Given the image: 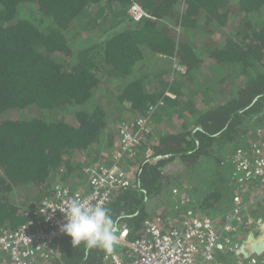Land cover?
<instances>
[{
	"label": "trees",
	"instance_id": "16d2710c",
	"mask_svg": "<svg viewBox=\"0 0 264 264\" xmlns=\"http://www.w3.org/2000/svg\"><path fill=\"white\" fill-rule=\"evenodd\" d=\"M134 3L148 16L133 19ZM229 19L236 25L227 33ZM148 56L175 61V79L166 66L145 68ZM159 102L156 131L172 115L185 121L180 131L146 135L140 148L152 154L136 171L140 183L107 208L129 241L142 236L153 215L148 200L172 178L181 176L178 185L185 178L192 197L198 194L203 157L221 170L207 183L212 191L191 206L208 215L231 207L232 149L249 150L264 123V0H0V229L27 222L58 182H88L90 167L118 142L116 125ZM177 159L183 171L168 176L165 168ZM240 194L256 195L251 188ZM253 212L263 215L264 201ZM57 245L51 264H107V255H128L120 244L111 251L74 247L66 234Z\"/></svg>",
	"mask_w": 264,
	"mask_h": 264
},
{
	"label": "built area",
	"instance_id": "2783aa9c",
	"mask_svg": "<svg viewBox=\"0 0 264 264\" xmlns=\"http://www.w3.org/2000/svg\"><path fill=\"white\" fill-rule=\"evenodd\" d=\"M129 15L136 21L148 16L137 3L130 7ZM166 95L176 97L169 91ZM160 104L163 103L152 104L144 114L133 120H122L117 125L116 149L109 157L106 155L102 163L90 167L87 189L58 182L54 194L43 198L37 208L29 211L27 222L15 230L0 229V264H51L58 256L57 242L65 235L61 231L65 220L56 209L64 206L63 200L67 198L62 200L57 193L66 190L69 197L78 196L82 201L100 204L107 209L119 192L135 187L137 184L133 179L137 177L125 163L137 155L145 136L151 131L153 116ZM249 150L238 148L233 152L236 168L232 181L243 192L251 188L256 195L247 198L236 193L230 211L220 216L195 211L190 197H181L179 201L176 198V208L181 207V213L175 222L168 219L161 223L157 218H149L145 221L142 236L134 241L127 239L129 230L124 229L117 234V243L127 247L128 255L123 252L107 255L106 263L239 264L244 257L236 253L241 244L236 234L248 233L253 226L264 222V214L254 215L253 212L264 201V125L257 127ZM151 154L152 150L147 148L145 158H150ZM227 254L235 255L237 261L223 259L222 256ZM257 258L252 262L256 263Z\"/></svg>",
	"mask_w": 264,
	"mask_h": 264
},
{
	"label": "rangeland",
	"instance_id": "374dc122",
	"mask_svg": "<svg viewBox=\"0 0 264 264\" xmlns=\"http://www.w3.org/2000/svg\"><path fill=\"white\" fill-rule=\"evenodd\" d=\"M237 20H238V15H237L236 21ZM235 23H236L235 20L229 19V22L227 23V25L225 27L227 33H229V30L236 25ZM214 37L217 38V39H219L221 37V32H216L214 34ZM208 62H209V59H208V61H206V63H208ZM206 63L203 65V68L204 69H205ZM165 66H166V69H168L169 71H171V75H168V77L170 78V81H173L175 79V74H174V72L172 73V71L175 68H180V66L177 65V63L175 61H173V60L170 61L169 58H165V57H152V56H148L146 58L145 68H149L150 67L149 69H151L152 72H158V71H160V69L162 70ZM115 85H118V84L116 83ZM175 96H176V94H175ZM126 105L128 107H130L131 104L129 102H126ZM157 110L155 111V113L161 112V110L160 111H157ZM128 114H130V113L128 112ZM131 114L129 116H127V117H130V116L131 117H134V115L132 114L133 115L132 116ZM172 117H173L172 122H168V121L165 120L164 122L166 123V125L163 124V122H162V124L158 125L157 126V129H158L157 131L155 130V127L153 125L152 128H151V131L149 133L159 132V137H162V135H164L165 133H170L171 130L180 131V129L182 128V125L181 124H183V122L185 121V118L182 117V115L180 113L179 114H176L175 116L172 115ZM126 119L129 120L128 118H126ZM117 125H116V128H117ZM263 125H264V123H263ZM263 125L260 124L257 127L259 128L260 126H263ZM145 139H146V136H145L144 140ZM143 143H144V141H143ZM116 145L112 149H110L109 154H108L109 156L116 149ZM144 147L147 148L146 146H144ZM145 148L138 149V151L141 152L140 153V157H142L141 159H138L137 158L138 155H139V152H138L137 155L134 158H132L130 160H127L126 163H125V165L127 166V169L134 176L136 175V171L141 166V162L143 161V158L145 157V154H146V151H145L146 149ZM225 149L226 148H224V150ZM232 150H236V148H233ZM135 158H136V160H135ZM200 163H201V165H200L201 168H203L202 169V171H203L202 174L205 177V179H201L200 178L198 180V182H200V183L195 184V186L198 187V194H195L196 196L193 195V197L196 200H197V197L207 196L206 191H208V192L212 191L211 187L210 186L208 187V184L207 183H209L210 180H212L214 178L213 176L215 175V173H216L217 170H221V167H219L217 164H215L214 160H211V159L209 160V159L203 157L202 158V161H200ZM183 168H184L183 163L180 161V159H177L175 162L169 164L165 168V171H166L167 175L169 176L172 173H176V174L180 173L181 171H183ZM177 178H181V176H179ZM177 178H175V177L172 178L173 180H175V182L173 181V182L169 183L168 186L163 191V193H162L161 196L156 197V198H153L151 200H148V202H147V208L153 214V215L150 216L151 219L157 218L158 222H161V223H165V221H168V219H171V220H173L175 222V218L178 219L180 217L179 216L180 214L178 212H176V210H175V206L177 205V202H176L177 199L179 201V199L181 197H190L191 202H192V199H193V197H192V185H194V184L189 183L185 178H183L182 179V181H183L182 185L181 184L178 185ZM85 182H87V180ZM233 184H235V182H233ZM169 185H170V187H169ZM175 190H177V194H175ZM199 190H200V192H199ZM235 190H236L235 194L236 193L243 192V189H241L237 184L235 185ZM247 190L248 189H246V191ZM263 190H264V187H263ZM203 191H205V193H201ZM254 192H256V191H254ZM235 194H234V196H235ZM175 195H177V196H175ZM233 203L234 202H232L231 207L229 208V210H226V211H223V212L220 211L223 208L222 206H219V207L216 206L217 207V210L220 213H219V215H215V214H212V215L213 216L223 215L224 213L230 211V209L233 206ZM220 207H221V209H220ZM192 208L195 210V207L192 206ZM180 209H181V207H180ZM195 211H198L199 213H202V214H208L207 212H204L203 210H195ZM248 233H245V232L242 233V231H241V232L237 233L235 237H236V239L239 242H242L243 239H245V237L248 235ZM243 234H244V238L240 236V235H243ZM245 234H246V236H245ZM227 256H228V258L226 260H232L233 262H236L237 261V257L235 255H232V254H230V255L227 254L225 256L223 255L222 258L225 259ZM252 257H254V256H252ZM258 259H260V260H257L256 263L249 262V263H246V264H262V263H264V254L259 255L258 256ZM38 264H44V263L40 262Z\"/></svg>",
	"mask_w": 264,
	"mask_h": 264
},
{
	"label": "clouds",
	"instance_id": "9594fccd",
	"mask_svg": "<svg viewBox=\"0 0 264 264\" xmlns=\"http://www.w3.org/2000/svg\"><path fill=\"white\" fill-rule=\"evenodd\" d=\"M57 197L67 198L63 200L64 206L56 210L63 214L65 220L61 231L71 237L74 247L107 251L114 248L119 239L118 226L108 215V209L100 204L91 205L78 196L69 197L66 190L57 193Z\"/></svg>",
	"mask_w": 264,
	"mask_h": 264
},
{
	"label": "water",
	"instance_id": "95a60500",
	"mask_svg": "<svg viewBox=\"0 0 264 264\" xmlns=\"http://www.w3.org/2000/svg\"><path fill=\"white\" fill-rule=\"evenodd\" d=\"M133 183L139 184L140 181L138 178H134ZM236 253L241 254L244 258L264 254V222L253 226L245 239H243Z\"/></svg>",
	"mask_w": 264,
	"mask_h": 264
},
{
	"label": "crops",
	"instance_id": "0c3cea01",
	"mask_svg": "<svg viewBox=\"0 0 264 264\" xmlns=\"http://www.w3.org/2000/svg\"><path fill=\"white\" fill-rule=\"evenodd\" d=\"M144 158H145V157H144ZM135 160H136V158H135ZM133 176H134V175H133ZM135 176H136V175H135ZM79 186H83L84 188L87 189V187H88V182H85V183H83V184H81V185H79ZM184 210H185V209H184ZM118 229H119V227H118ZM124 229H126V228L122 227V228L117 232V234L121 233ZM116 244H120V245L123 246V244H121V243H116Z\"/></svg>",
	"mask_w": 264,
	"mask_h": 264
},
{
	"label": "bare ground",
	"instance_id": "6f19581e",
	"mask_svg": "<svg viewBox=\"0 0 264 264\" xmlns=\"http://www.w3.org/2000/svg\"><path fill=\"white\" fill-rule=\"evenodd\" d=\"M242 243V242H241Z\"/></svg>",
	"mask_w": 264,
	"mask_h": 264
}]
</instances>
